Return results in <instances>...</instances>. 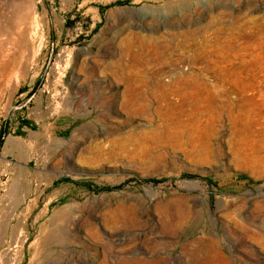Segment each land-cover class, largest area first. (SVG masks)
Wrapping results in <instances>:
<instances>
[{
	"label": "rangeland",
	"instance_id": "374dc122",
	"mask_svg": "<svg viewBox=\"0 0 264 264\" xmlns=\"http://www.w3.org/2000/svg\"><path fill=\"white\" fill-rule=\"evenodd\" d=\"M252 38L264 0H0V264H264Z\"/></svg>",
	"mask_w": 264,
	"mask_h": 264
},
{
	"label": "bare ground",
	"instance_id": "6f19581e",
	"mask_svg": "<svg viewBox=\"0 0 264 264\" xmlns=\"http://www.w3.org/2000/svg\"><path fill=\"white\" fill-rule=\"evenodd\" d=\"M257 41L258 40H254V38H252V44H251V47H250V62L248 61L249 69L247 70L248 80H249L250 90H251V92H250L251 95H250V99H249V102H250V107L249 108L251 110V112H250L251 113L250 114L251 115V123H252L251 126L253 127V129H252L253 131L250 132V133H252L253 135L256 134V132L254 130L255 129L254 126L259 124V121H260L259 119H260V117L262 115V110H264V92L261 93V94H258L257 93V90H259V88L264 89V55L262 56V59H261V56L258 53ZM145 50H147V49H145ZM261 55H262V53H261ZM260 60L262 61V63L260 62ZM224 68L225 67H223V69ZM234 69H235V67H234ZM199 82H200V80L198 81V84H200ZM206 83H204L205 86H199L196 83V84H191V85H183L182 88H177V90H179L180 92H183L182 93V97L183 98L181 97L182 98V101H183V105H185L187 102H193L195 104L196 103L198 104L197 105L198 106V108H197L198 110H195V112L197 113V114H195V116L198 115V114H200V113H202L205 110L215 109V107H216V97H217V95L216 96L214 95V94H216V92H213V89L214 88L212 86L211 87L213 89L210 88L209 86H207ZM180 86H181L180 84L177 85V87H180ZM184 90H186L188 92H191V93H187V92L185 93ZM183 105L169 107L170 112H169L168 115L173 118V122H174L175 125L178 124V122H179L178 120L182 116H190V115H192V114L189 115L183 109ZM263 116L264 115H262V117ZM20 238H19V240H20ZM11 250H12V248H11Z\"/></svg>",
	"mask_w": 264,
	"mask_h": 264
}]
</instances>
